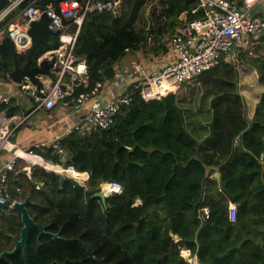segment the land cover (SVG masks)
<instances>
[{"label":"trees","instance_id":"1","mask_svg":"<svg viewBox=\"0 0 264 264\" xmlns=\"http://www.w3.org/2000/svg\"><path fill=\"white\" fill-rule=\"evenodd\" d=\"M11 1L0 0V12ZM55 1L37 0L36 6ZM196 1L172 0L160 14L163 24L145 31L139 24L149 0H123L113 11L87 14L74 53L85 58L88 85L76 87L74 95L111 79L114 65L128 54L144 49L165 54L174 28L202 17V9L193 12ZM27 3L13 12L15 21H23L17 15ZM58 46L59 35H48L35 48L33 62ZM260 46L264 36L241 49L237 63L222 60L183 84L196 81L210 99V120L199 129H189L177 93L152 101L137 93L109 127L62 136L58 145L66 152V166L90 173L86 188L39 165H32L28 176L22 172L27 164L18 160L9 176L11 199L29 197L31 217L48 233L38 239V229L29 232L28 264H190L181 249L198 264H264V78L251 119L239 88V66L250 55L255 58ZM26 53L18 57L21 65ZM13 66L12 59H0V76L7 78ZM2 109L8 116L17 112L11 105ZM32 152L62 164L52 145ZM109 181L124 192L102 202L94 196ZM22 226L18 213L0 206V254L13 250ZM0 264H25L22 251Z\"/></svg>","mask_w":264,"mask_h":264},{"label":"built area","instance_id":"2","mask_svg":"<svg viewBox=\"0 0 264 264\" xmlns=\"http://www.w3.org/2000/svg\"><path fill=\"white\" fill-rule=\"evenodd\" d=\"M122 1L60 0L59 13H56L54 3L45 7L44 12L50 19L49 29L60 32L59 46L51 51L54 54V64L51 69L52 75L47 78L50 80L49 84L45 83L47 80L45 79L40 88L33 87L34 109L52 110L59 105L75 112L85 111L86 113L78 117L68 133L76 131L85 134L92 130L105 129L113 124L123 107L131 104L137 93L145 101L159 100L170 93H175L181 85L216 66L222 60L237 63L240 50L251 44L260 43L264 36V18L256 19L252 16L253 7L263 0H243L241 5L235 0H197L198 8L193 12L202 9V17L185 23L168 40L167 47L173 54L171 63L163 65L154 73L140 69L138 80L129 83L122 94L109 102H93L87 106L92 97L98 94L101 83H96L87 92L74 95V89L81 85L76 78L81 63L74 53L79 30L87 14L113 11ZM24 2L28 3L18 12L17 16L24 17L19 23L11 15ZM36 2L37 0L11 1L0 12V33L8 30L13 38L17 37L14 35L18 31L26 33L31 23L39 20L42 14ZM64 21L67 23L64 24ZM73 26L77 28L75 31L66 32ZM67 77H70L72 81L66 87L64 83ZM28 86L30 85H22L23 88ZM10 102L9 97H1L0 107L9 105ZM24 121L25 118L15 120L13 117L5 118L4 122H0V154L4 151H12L11 138ZM58 140L52 146L65 160L66 152L60 148ZM24 152L26 156L38 159L32 165L42 166L47 171L73 179L81 187H87L90 173H78L71 166L53 162H49L52 167L47 169V165L41 161L40 156L34 155L32 151ZM18 160L28 161L19 155L18 150H14L12 158L0 170V206L7 205L11 209L14 201H22L11 199L9 185V176L14 172ZM23 172L30 176L31 167H25ZM73 173L82 177H74ZM17 191L19 192V189ZM100 192L108 197L112 194L121 195L124 189L120 183L109 181L101 183ZM208 213L209 210L204 209L205 217ZM236 215V206L232 204L229 208L230 219L235 221Z\"/></svg>","mask_w":264,"mask_h":264},{"label":"crops","instance_id":"3","mask_svg":"<svg viewBox=\"0 0 264 264\" xmlns=\"http://www.w3.org/2000/svg\"><path fill=\"white\" fill-rule=\"evenodd\" d=\"M235 1L237 3L241 1V4L243 2V0ZM150 3L152 4L151 0L147 3L144 12L149 10L150 6H152ZM162 12V10L161 12L160 10H157L158 16H160ZM252 16L256 19L264 18V0L260 4L253 7ZM180 27L181 26H176L174 30L177 31ZM17 33L14 36H23V34H25L23 31H18ZM29 47L30 45L21 47L19 48V51L23 53L27 51ZM46 55L48 54L46 53L44 57ZM172 57L173 54L171 53L169 47L167 48V52L165 54H159L158 56L150 53L149 49H144L139 52L126 55L114 65V76L101 83L98 94L92 97L87 106H90L93 102L106 103L113 100L124 92L129 83L136 82L138 80L140 69H145L148 72L154 73L163 65L171 63ZM48 58L50 59V57ZM8 59L11 60V58H7L6 60ZM1 61L3 60L1 59ZM79 62L81 64H79L80 68L77 72L76 78L80 84L88 85V68L85 61ZM81 67H83V70H81ZM45 81L46 84H49L50 82L48 79ZM71 81L72 79L67 77L64 83L65 86L67 87ZM257 84L258 86L255 87V89L248 87L244 95L246 102L248 100L252 102L250 107L247 105L246 110V115L249 119L253 117L255 106L259 99L258 92L262 90L261 84L259 82ZM30 86L23 88L19 84L14 83L8 76L7 78L0 76V99L1 97H9L11 99L9 106L11 105L12 107H17V112L13 116H8L7 111L0 107V122H4L5 118L10 119L15 117V120L25 118V121L17 128L14 136L11 138L13 148L12 151H4L0 154V170L3 165L12 158L14 150L29 152L33 149L53 145L58 139L68 133V130L75 124L80 115L86 113L85 111L75 112L59 105L52 110H35L32 98V90L34 88L32 85ZM40 159L47 165V169H51L52 166L49 162H46L42 157H40ZM25 163L27 164V167H31L33 162L25 161ZM214 175L215 178H217L219 173L216 172Z\"/></svg>","mask_w":264,"mask_h":264},{"label":"water","instance_id":"4","mask_svg":"<svg viewBox=\"0 0 264 264\" xmlns=\"http://www.w3.org/2000/svg\"><path fill=\"white\" fill-rule=\"evenodd\" d=\"M58 0L54 2V8L56 13H59L58 9ZM42 12L40 19L31 23L29 30L23 34V36H17L13 38L10 32H2L0 38V58L3 61H6L7 58H11L14 63V69L8 73V77L16 84L20 86L25 84H30L32 87L40 88L43 85V81L51 77V69L54 64V54L51 51L46 52L48 55L44 57L46 53L40 56L36 63L33 62V52L35 48L43 42V40L48 35L58 36L59 31H52L49 29L50 19L46 16L45 8L40 7ZM67 21H64L66 24ZM30 45L27 49L26 57L27 61L24 65H21L18 61V57L21 54L19 48L26 47ZM53 51V50H52ZM48 57H52L49 59ZM80 61H85V58L80 57ZM62 164H66V160H62ZM219 175H217V178ZM262 182L264 184V174L262 177ZM94 197L99 198L102 202H105L107 196L102 192L96 194ZM31 204V199L26 197L23 201H14L13 202V211L18 213L21 216L22 229L20 231V236L14 241V248L12 251H3L0 254V260L6 259L8 256H11L19 251H22L23 259L25 264H28L27 261V251L26 244L28 239V234L33 229L39 230L38 239L45 234L46 227L37 224L35 220L31 217L29 213V205ZM54 239L58 235H52Z\"/></svg>","mask_w":264,"mask_h":264},{"label":"rangeland","instance_id":"5","mask_svg":"<svg viewBox=\"0 0 264 264\" xmlns=\"http://www.w3.org/2000/svg\"><path fill=\"white\" fill-rule=\"evenodd\" d=\"M149 10L143 12L142 21L139 24V28L142 30L156 29L159 24H163L165 18L163 15L158 16L157 10L167 11V5L171 4L172 0H151ZM158 6V7H157ZM165 7V9H164ZM254 53V52H253ZM249 56L250 59H246L241 66H239L241 72L240 78V92L244 96L248 87L255 89L258 86V81L260 78H264V59L260 54L264 55V47L260 46L256 48V53ZM253 58V59H251ZM252 70L255 72L252 73ZM263 75V76H262ZM259 91V90H257ZM178 94L179 100H182V106L186 109V118L188 122V127L191 131L199 129V127L205 126L210 120V99L204 98L200 86L196 81L190 84L181 85L176 92ZM246 101V99H245ZM246 104L249 107L252 102L248 100ZM203 137V136H202ZM139 202V201H138ZM137 202V204H138ZM186 249H181L180 254L184 257L188 263L198 264L197 257H192L189 255L187 250V255H183V251Z\"/></svg>","mask_w":264,"mask_h":264},{"label":"bare ground","instance_id":"6","mask_svg":"<svg viewBox=\"0 0 264 264\" xmlns=\"http://www.w3.org/2000/svg\"><path fill=\"white\" fill-rule=\"evenodd\" d=\"M81 70H83V67H81ZM18 153H19L20 156L26 158L30 162H37L38 161L37 158H34L32 156H26V153L24 151H18ZM73 176L74 177H78V178H81L82 177V175H78L77 173H73Z\"/></svg>","mask_w":264,"mask_h":264}]
</instances>
